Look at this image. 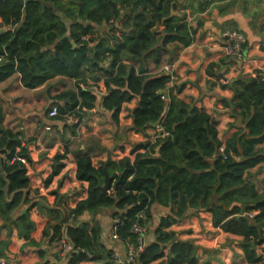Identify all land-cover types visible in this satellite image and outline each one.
<instances>
[{"label": "trees", "instance_id": "obj_1", "mask_svg": "<svg viewBox=\"0 0 264 264\" xmlns=\"http://www.w3.org/2000/svg\"><path fill=\"white\" fill-rule=\"evenodd\" d=\"M217 1L203 0L197 15ZM175 2L177 0L0 2V20L10 27L0 35V57L8 54L6 61L0 62V81L19 73L22 84L30 89L55 76L82 82V69L89 66L91 71H104L110 76L106 80L109 94L101 99V105L112 112L116 122L122 105L137 97L139 103L132 113L134 127L145 131L158 124L167 134L159 133L154 143L146 141L136 145L132 151L136 156L133 162L130 159L118 163L109 161L102 168H95L90 157H78L77 178L89 183V195L75 209L65 212L49 209L26 196V207L13 217L23 201L22 190L30 187L27 164L32 161L19 134L0 131V163L3 165L0 170V218L16 226L26 246L40 248L42 243L49 241L57 246L60 257L65 239L74 247V251L64 255L67 264L85 261L115 264L113 252L100 242L101 228L93 218L102 209L113 208L112 220H119L116 225L120 240L135 243L137 236L132 232L133 225L145 224L138 219L142 213L148 222L153 221L152 208L158 204L169 208V213L160 218L155 228L156 241L146 245L138 264H152L164 258L166 249L168 264H196L195 247L168 232L173 225L186 219L190 210L211 213L215 227L243 238L248 263L264 264L259 253L264 250V194H259L254 183L245 179L248 170L264 163V154L258 149L264 143V80L256 73L245 89L238 92L244 128L226 143L227 159L213 160L222 144L216 121L176 97L175 92H181L183 86L168 89L169 76L153 74L147 66L148 60H153L155 66L160 64L168 43L179 40L186 45L192 41L188 18L185 15L182 20L171 17ZM130 5L132 9L126 13L124 9ZM140 9L143 14L134 18V12ZM122 19L126 25L132 20L135 26L114 49H110L105 37H92L93 25ZM156 24L168 33L163 43L158 38L160 31H154ZM85 37L90 39L86 41ZM90 42L96 43L93 49H89ZM108 58L109 67H102ZM139 62L141 66L137 70L134 64ZM216 66H210L209 75L213 74L211 68ZM62 97H68L70 105L60 107L58 117L61 120L67 113H77V108L81 119L98 101V96L88 90ZM19 158H25L27 164ZM64 158L65 155L55 157L54 173L61 170L60 162ZM104 169L114 186V191L107 195L98 188L105 178ZM252 212L257 213L253 218L243 216ZM86 213L92 221H82ZM11 248V240L1 241L0 258L10 254ZM40 255L44 256L43 251Z\"/></svg>", "mask_w": 264, "mask_h": 264}, {"label": "crops", "instance_id": "obj_2", "mask_svg": "<svg viewBox=\"0 0 264 264\" xmlns=\"http://www.w3.org/2000/svg\"><path fill=\"white\" fill-rule=\"evenodd\" d=\"M202 1L177 0L175 17L182 20L185 15L188 18L192 41L186 45L179 40L168 43L160 64L155 66L153 60H148L147 66L151 73L163 74L164 65L173 64L179 76L178 86H183L181 92H175L176 97L209 114L216 121L219 140L226 145L244 128L238 92L245 89L256 73H260L264 80V0H219L197 15ZM131 9V5L126 6L124 11L129 13ZM142 14L140 9L134 12V18ZM123 21L125 19L93 25L92 37H105L110 49H114L135 26L132 20L127 25ZM9 28L5 25V32ZM154 31H160L158 38L163 43L168 33L159 24L155 25ZM227 31H237L244 36L246 42L239 55L226 54L225 46L230 43L224 35ZM95 45V42H90L89 49ZM125 63L130 65V62ZM212 64L218 67L211 68L213 74L209 75ZM109 65L110 58L102 63L104 68ZM134 65L139 70L140 62ZM82 71V82L55 76L33 89L22 84L19 73L0 81V131L10 130L19 134L32 161L27 164L31 183L26 196L49 209L63 212L75 209L89 195V183L77 178L78 157H90L95 168H102L109 161L118 163L130 159L133 162L136 158L132 152L134 147L146 141L154 143L161 128L151 125L145 131H139L134 127L132 113L139 103L137 97L122 105L117 122L112 112L102 107L101 97L92 110L82 115L77 126L69 125L59 117H49L52 105H58L59 109L70 105V99L62 97L64 94L78 95L86 90L92 93L99 90L104 97L109 94L106 80L110 76L107 73L91 71L89 66ZM258 149L264 154V143ZM57 155H65V158L60 162L63 165L61 170L54 173ZM245 179L254 183L259 194H264V163L248 170ZM114 212L113 208L102 209L93 220L101 228L100 242L122 259L127 248L122 241L112 240ZM168 213L169 208L158 204L153 206V221L145 237L147 246L155 243V228L160 218ZM82 221L90 222L92 217L86 213ZM168 232L195 247L196 264H250L244 254L243 238L215 227L209 212L190 210L187 218L173 225ZM6 240H11L12 251L0 258L4 259L2 264H67L64 255L58 257L59 250L55 244L45 241L40 248L26 246L16 226L6 224L0 218V242ZM259 253L264 261V250H259ZM165 255L152 264H168L167 249ZM79 264L104 263L85 261Z\"/></svg>", "mask_w": 264, "mask_h": 264}, {"label": "built area", "instance_id": "obj_3", "mask_svg": "<svg viewBox=\"0 0 264 264\" xmlns=\"http://www.w3.org/2000/svg\"><path fill=\"white\" fill-rule=\"evenodd\" d=\"M225 37L226 39H229L230 43L225 46V52L228 55H239L241 52L242 45L246 42L244 36L237 32V31H227L225 32ZM90 37H85L84 40L88 41ZM227 41V40H226ZM8 57V54L5 53L0 57V62L6 61ZM163 74L169 76V81L167 83L168 89H174L176 85L179 83V76L174 70V65L173 64H166L163 67L162 70ZM94 93L98 96L103 98L104 94L103 92L99 90H95ZM78 108H77V113L72 112V113H67L63 116V121L66 122L69 125L76 126L79 125L81 122L82 118L78 116ZM48 116L51 118L58 117L59 116V107L58 105L54 104L48 111ZM160 133L163 135H167L164 133L163 128H160L159 130ZM159 136V135H158ZM158 138V137H157ZM218 158H222L223 160L227 159L226 155V145L221 144L219 147L218 151L213 155V160H216ZM22 163L27 164V161L25 158H19ZM114 191V186H110V189L108 191V194L112 193ZM257 213L252 212L249 214L244 213L243 216H249L250 218H253ZM139 220L145 221L144 225H141L139 223H135L132 227V232L137 236L136 242L131 243V242H124L127 248V253L124 258H120L119 254L115 252L113 254L114 261L117 262L118 264H138L137 260L140 256V254L144 251L146 248V234L149 230V227L151 225V222L147 221L146 216L142 213L138 217ZM119 222L118 219L113 220V234H112V240L114 241H121L118 234H117V223ZM74 251V247L71 243L67 242L65 239L62 240V256L66 255L70 252ZM0 263H4V259H0Z\"/></svg>", "mask_w": 264, "mask_h": 264}, {"label": "water", "instance_id": "obj_4", "mask_svg": "<svg viewBox=\"0 0 264 264\" xmlns=\"http://www.w3.org/2000/svg\"><path fill=\"white\" fill-rule=\"evenodd\" d=\"M2 1H6V0H0V2H2ZM21 1V3H25V0H20ZM46 6H48V7H52V5L51 4H46ZM177 12H178V5H177V3L175 2V3H173L172 4V9H171V17H173V16H177ZM3 33H5V25H4V23H2V22H0V35L1 34H3ZM31 58V57H30ZM165 96L166 97H168V95L167 94H165ZM153 126H158V124H153ZM158 151H159V149H158ZM0 170L2 171L3 170V165L0 163ZM110 186H111V178H110V176H109V174L107 173V171H106V169H105V178H104V181L103 182H99V184H98V188H99V190L103 193V194H105V195H107L108 194V191H109V189H110ZM8 189H9V185H8V183H7V185H6V187H5V195H6V197H7V195H8ZM22 193L24 194V197H23V201H22V203L20 204V206L17 208V210L16 211H14V213H13V217H14V214L16 213V212H18V211H20L23 207H24V205H25V198H26V195H27V190H22ZM243 208V210L245 209V207L243 206L242 207ZM24 211H25V209H24ZM23 211V212H24ZM22 212V213H23ZM19 216H20V214H19ZM18 216V217H19Z\"/></svg>", "mask_w": 264, "mask_h": 264}]
</instances>
